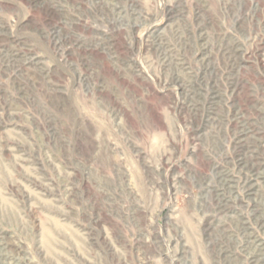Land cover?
<instances>
[{
	"label": "rangeland",
	"instance_id": "374dc122",
	"mask_svg": "<svg viewBox=\"0 0 264 264\" xmlns=\"http://www.w3.org/2000/svg\"><path fill=\"white\" fill-rule=\"evenodd\" d=\"M0 264H264V0H0Z\"/></svg>",
	"mask_w": 264,
	"mask_h": 264
}]
</instances>
